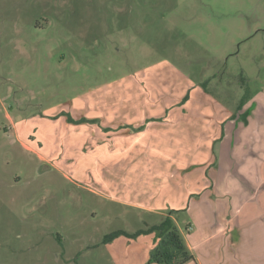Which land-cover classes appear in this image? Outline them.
I'll list each match as a JSON object with an SVG mask.
<instances>
[{"label": "rangeland", "instance_id": "rangeland-1", "mask_svg": "<svg viewBox=\"0 0 264 264\" xmlns=\"http://www.w3.org/2000/svg\"><path fill=\"white\" fill-rule=\"evenodd\" d=\"M201 91L238 104L251 136L207 156L218 166L200 204L202 175L183 206H166L182 209L196 257L185 264H264V0H0V264H163L158 234L140 231L163 213L119 198L131 191L117 152H100L118 126L96 125L94 140L87 128L103 102L197 104ZM167 182L158 196L183 200Z\"/></svg>", "mask_w": 264, "mask_h": 264}, {"label": "crops", "instance_id": "crops-1", "mask_svg": "<svg viewBox=\"0 0 264 264\" xmlns=\"http://www.w3.org/2000/svg\"><path fill=\"white\" fill-rule=\"evenodd\" d=\"M157 81H152L148 86L151 87ZM163 81L165 80L163 79ZM183 89L182 95L185 93V87ZM201 96L202 100L197 104L195 102L191 103L190 93H186L182 101H162L158 104L150 102L145 104L142 101L129 102L123 101V99L111 100L107 103L103 102L102 117L93 114L92 119H89V121H92L91 128L89 126L87 128L88 133L86 136L88 140L95 139L93 131L96 125H102L103 128L100 127L103 134H111V131L115 130V125L119 128V133L108 138L109 141L106 140L105 142L107 146H104V149L100 151H104V154L109 155L117 152L119 157L118 172L121 173V179L126 177L127 181L125 183L130 184L131 193L129 197L119 198L132 204L142 205L144 206L142 208L150 213L168 214L169 209H166V206H183L185 196H189V199H191L196 194L190 192L193 185L189 184L186 187L185 183L198 182L194 185V188H196V185L201 182V175L204 178V192L196 195L200 198V201L196 204H200L201 200L208 196L209 189L207 186L209 184L210 188H214L215 182L212 174L215 170L214 166L217 167L218 165L209 163V157L207 156L210 155L211 158L212 151L219 152L221 144L223 145L228 135L232 133H235V142L230 145V148L234 151L241 144L247 147L251 135L247 136L246 140L244 133H239L236 128L241 123L234 112L235 109L240 108L238 104L210 103L207 101V93L205 94L204 91H201ZM176 107H178V110H176ZM128 110L133 111L129 112ZM248 127H251V125L248 124ZM58 131L59 129H57ZM46 132H49V130H46ZM46 132L45 135L47 136L48 133ZM46 140L49 139L46 137ZM22 144L27 149L35 151L25 139ZM77 145L79 144L76 142L74 146ZM111 151H114V153H111ZM49 154L52 153L42 151L38 153L39 157L45 160H49ZM206 157L207 159H205ZM194 158L199 159L194 161ZM209 164H212L210 166L211 171H209L210 180L207 179L204 172V167ZM80 166L74 169L76 173L81 171ZM142 177L146 179V183L142 187L148 188L147 192L139 190L138 180ZM167 181H173L174 186L186 189L185 192L182 191L183 200L179 196L181 194H174L168 198L158 196V191L167 185ZM125 186V184L120 185V187ZM173 193L175 192L173 191ZM174 210L180 211L182 209ZM173 218L175 219V214ZM185 239L190 251L193 253L188 236Z\"/></svg>", "mask_w": 264, "mask_h": 264}, {"label": "trees", "instance_id": "trees-1", "mask_svg": "<svg viewBox=\"0 0 264 264\" xmlns=\"http://www.w3.org/2000/svg\"><path fill=\"white\" fill-rule=\"evenodd\" d=\"M178 210H171L162 214L160 222L155 223L141 232H156L158 239L152 250V260L163 264H185L195 259L190 251L181 229L176 225L173 215ZM140 233V232H139ZM116 233L107 235L105 242L111 240Z\"/></svg>", "mask_w": 264, "mask_h": 264}]
</instances>
